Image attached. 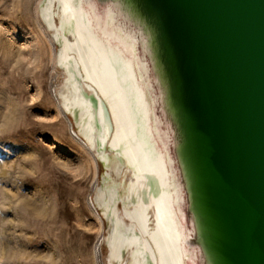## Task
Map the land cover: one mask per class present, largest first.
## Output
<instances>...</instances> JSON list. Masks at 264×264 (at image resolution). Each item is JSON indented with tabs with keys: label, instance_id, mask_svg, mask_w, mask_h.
<instances>
[{
	"label": "bare ground",
	"instance_id": "1",
	"mask_svg": "<svg viewBox=\"0 0 264 264\" xmlns=\"http://www.w3.org/2000/svg\"><path fill=\"white\" fill-rule=\"evenodd\" d=\"M99 3L41 0L38 13L57 45L59 105L104 166L92 202L105 264H210L154 30L133 0Z\"/></svg>",
	"mask_w": 264,
	"mask_h": 264
},
{
	"label": "water",
	"instance_id": "2",
	"mask_svg": "<svg viewBox=\"0 0 264 264\" xmlns=\"http://www.w3.org/2000/svg\"><path fill=\"white\" fill-rule=\"evenodd\" d=\"M133 1L155 33L210 264H264V0Z\"/></svg>",
	"mask_w": 264,
	"mask_h": 264
},
{
	"label": "rangeland",
	"instance_id": "3",
	"mask_svg": "<svg viewBox=\"0 0 264 264\" xmlns=\"http://www.w3.org/2000/svg\"><path fill=\"white\" fill-rule=\"evenodd\" d=\"M40 1L0 0V264H105L103 168L59 105Z\"/></svg>",
	"mask_w": 264,
	"mask_h": 264
}]
</instances>
